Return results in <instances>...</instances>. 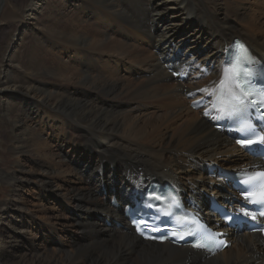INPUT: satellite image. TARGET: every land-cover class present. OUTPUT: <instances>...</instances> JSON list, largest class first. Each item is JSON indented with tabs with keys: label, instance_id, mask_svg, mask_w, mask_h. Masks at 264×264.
Masks as SVG:
<instances>
[{
	"label": "bare ground",
	"instance_id": "bare-ground-1",
	"mask_svg": "<svg viewBox=\"0 0 264 264\" xmlns=\"http://www.w3.org/2000/svg\"><path fill=\"white\" fill-rule=\"evenodd\" d=\"M62 2L26 0L0 46V264H264L258 234L206 210L252 214L217 172L264 162L216 129L214 101L233 39L264 61V0ZM157 181L231 245L138 237L124 211Z\"/></svg>",
	"mask_w": 264,
	"mask_h": 264
},
{
	"label": "rangeland",
	"instance_id": "rangeland-1",
	"mask_svg": "<svg viewBox=\"0 0 264 264\" xmlns=\"http://www.w3.org/2000/svg\"><path fill=\"white\" fill-rule=\"evenodd\" d=\"M8 1L11 2L14 5V12L9 16L8 19H6L5 21L0 22V46L3 45L4 41L9 37V35L14 34V31H15L16 27L20 26L19 13L21 11L22 6L26 2V0H8ZM52 1H54V0H49V3H52ZM59 1L63 5H65V3H66V2H62V0H59ZM48 14H49L48 10H45L44 11V17L48 18ZM47 18L46 19H42V21H46ZM47 24H48V22H45L44 24L42 23V25H47ZM147 50H149V47H147ZM22 53L26 54L25 50H23ZM175 72H177V71H175ZM177 73L179 74V71ZM135 77L137 79H139L142 76L141 75H136ZM144 77L147 78L148 76H144ZM172 77L174 79H179V76H174L173 73H172ZM157 182H159V181H157ZM162 182H164V181H162ZM43 207L48 208V205L43 203ZM51 215L54 216V217H64V215H63L61 210L60 211L59 210L58 211L55 210V212L51 213ZM54 227L57 228L56 226H54ZM62 230L63 229H61L60 232Z\"/></svg>",
	"mask_w": 264,
	"mask_h": 264
},
{
	"label": "snow or ice",
	"instance_id": "snow-or-ice-1",
	"mask_svg": "<svg viewBox=\"0 0 264 264\" xmlns=\"http://www.w3.org/2000/svg\"><path fill=\"white\" fill-rule=\"evenodd\" d=\"M243 47V46H241ZM221 84H223V80L221 81ZM238 143H240L242 146H244L245 148H248L249 146L257 143L256 141L252 140V139H248V138H242L238 141ZM260 144H264V138H261V140L259 141ZM259 177L264 178V172H260L259 173ZM264 214V213H262ZM154 231L156 229H153Z\"/></svg>",
	"mask_w": 264,
	"mask_h": 264
}]
</instances>
